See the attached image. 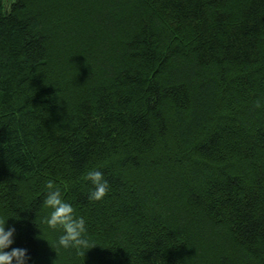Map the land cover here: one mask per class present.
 <instances>
[{
    "label": "trees",
    "instance_id": "1",
    "mask_svg": "<svg viewBox=\"0 0 264 264\" xmlns=\"http://www.w3.org/2000/svg\"><path fill=\"white\" fill-rule=\"evenodd\" d=\"M49 180L84 255L51 247ZM5 213L27 264H264V0H0Z\"/></svg>",
    "mask_w": 264,
    "mask_h": 264
},
{
    "label": "clouds",
    "instance_id": "2",
    "mask_svg": "<svg viewBox=\"0 0 264 264\" xmlns=\"http://www.w3.org/2000/svg\"><path fill=\"white\" fill-rule=\"evenodd\" d=\"M8 7V5H5ZM256 108L261 107L258 100ZM83 182L91 185L86 193L88 202L103 200L110 192V185L105 173L98 168H90L83 176ZM43 214L40 223L46 231L56 235L51 247L56 254L61 251H74L76 255H84L85 251L97 245L88 235L86 217L78 215L73 204L64 199L61 188L49 180L42 189ZM10 215H0V264H27V250L10 246L14 243V227L6 229L5 224ZM47 241V240H46ZM10 249V250H9Z\"/></svg>",
    "mask_w": 264,
    "mask_h": 264
}]
</instances>
